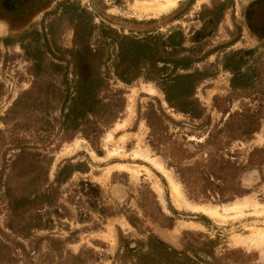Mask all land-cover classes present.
<instances>
[{"label":"rangeland","instance_id":"rangeland-1","mask_svg":"<svg viewBox=\"0 0 264 264\" xmlns=\"http://www.w3.org/2000/svg\"><path fill=\"white\" fill-rule=\"evenodd\" d=\"M212 1L223 2L95 0L93 7L91 0H20L18 8H0V241L8 245L0 244V264H31L21 254L31 248L29 239L10 229L24 225L30 212L17 218L11 200L27 192L35 174L47 173L46 183H52L65 160L83 171L73 172L62 190L81 179L98 184L115 214L81 223L67 204L72 218L50 231L35 230L36 237L51 232L63 240V264L72 261L65 252L93 256V264H264L256 234L264 229V41L244 26V37L220 50H238L244 59V75L235 81L214 65L221 53L191 64L189 71L199 74L193 83L176 75L189 71L173 68L174 74L170 65L158 72L152 54L136 65L115 58L114 40L122 35L156 45L157 37L178 29L185 48L191 46V36L207 21L203 6ZM245 1L237 0L238 6ZM234 10L240 16L242 8ZM224 11L225 17L213 14L215 23L222 21L213 34L195 36L202 50L222 46L228 26L242 23ZM102 41L114 43L100 56L110 89L100 96L113 105L96 119L67 117L82 102L74 92V68L59 66V50ZM116 66L128 69L127 82L116 77ZM204 74L212 77L202 80ZM242 123L258 128L245 131ZM98 126L102 132L93 138ZM217 161L224 165L220 178L209 179L218 194L204 189L201 173L220 167ZM220 193L233 198L220 201ZM245 199L252 202L231 208Z\"/></svg>","mask_w":264,"mask_h":264},{"label":"trees","instance_id":"trees-1","mask_svg":"<svg viewBox=\"0 0 264 264\" xmlns=\"http://www.w3.org/2000/svg\"><path fill=\"white\" fill-rule=\"evenodd\" d=\"M69 54H71L73 57V62L76 61L75 55L80 56L84 54L83 57L85 58H83V62H80V66L82 67L80 70L88 71L90 68L91 72L86 76L85 74L81 76L83 79L85 76V79L79 84L77 98L81 99L82 105L79 106L78 111H74V107H71L66 116H73L74 119H79L81 121L88 117V115H91L96 119L98 115H102L105 110L108 109L109 105H113L112 103L110 104V102H104V98L100 96L101 92L108 90L110 91V89H108V84L105 82L104 77L99 71L92 72L90 64L91 60L90 58L87 59V54H89L87 48L83 46L82 48L71 49ZM75 63L79 65L78 61ZM119 92L121 94V91H117L114 94H119ZM114 118L115 117H113L112 120H114ZM111 122L112 121H110V123ZM79 125H82V122H79ZM242 125H244L243 128L245 131L250 130L253 132L258 128L257 124H254L249 128H247L243 123ZM101 132L102 130H100L98 126L91 131V136L93 138H97ZM215 163L221 164V168L219 166H214L215 169L211 168L207 172L201 171V173H204L207 176L205 178V182L208 183L204 185V189L206 191L209 190L216 192V189H214L216 185H214V183L209 178L211 177L219 179L220 176H218L216 173L218 170L221 171L220 169H222L224 165L221 163V161H217ZM80 166V163L72 164L69 160H65L58 169L54 181L50 184L46 183L47 173L44 175V177L42 176V178L41 174L38 176L35 174L33 177H31V184L28 186L27 192L24 193V195H15L13 197V201L11 200V202H14L12 210L15 212L17 218L20 217L23 212L25 213V211L30 212L24 225L10 227V229L16 238L29 239L28 241L31 248L28 250H24L23 248L21 254H25L27 258H30L31 264H63L61 255V244L63 243V240L60 238H54L50 236V234L43 237H36L33 235V232L35 230H50L55 223H61V219L65 217L72 218L73 215L71 210L65 202L75 207L76 220L80 221L81 223L89 221L92 212L97 213L101 217L111 214L108 212L107 206H100L99 204V186L93 182H90L89 180L81 179L77 183L73 184L70 190H61V184L66 183L67 179L73 172L83 171ZM228 169H231V166ZM181 178L182 181L186 183V178H184V176H181ZM218 193L219 192H216V194ZM63 195H65V198L62 197ZM223 195L224 194H221V198L219 199L220 201L225 202L233 198L232 196L224 197ZM98 223L99 222L95 221L93 223V228H97ZM72 235L73 232H70L69 237L66 239H71ZM43 241H45L44 243L46 245L45 250L42 249V245H44L42 244ZM0 244L2 246L4 245V247L7 246L8 248V245L2 243L1 241ZM14 244L20 245L18 240H16ZM67 255L69 259L72 260L70 264H90L86 259L81 258L80 255H75L71 252H67ZM94 261H97V258H95Z\"/></svg>","mask_w":264,"mask_h":264},{"label":"flooded vegetation","instance_id":"flooded-vegetation-1","mask_svg":"<svg viewBox=\"0 0 264 264\" xmlns=\"http://www.w3.org/2000/svg\"><path fill=\"white\" fill-rule=\"evenodd\" d=\"M91 1H92V5L94 7L95 6L94 5L95 0H91ZM10 2H15V4L11 5ZM17 3H20V0H5V1L3 0L0 2V8H18V6H15ZM65 3L74 6V3H71V4H70V2H65ZM189 6H193V5L183 4V5L179 6L176 4V6L173 8H188ZM203 8H209L208 9V15L204 16V19H206L207 21L204 22V24H201L200 28H197V30H195V32L193 33L195 35L191 36V39L189 40V43L191 46H189L187 48H185L186 46L184 45V43L182 41V37H183L182 33L179 32L178 29H171L168 31V33L166 35H164L162 37H160V36L157 37L156 45H154V43L151 44V42H143V40H138L137 38L129 39V38H127L126 35H122V36H118V38H116V40H114L115 44L112 42L106 43V42L102 41L100 45H96L95 47L92 46L91 42H89L88 44L85 42H78V43L74 42L73 46L71 48H64V49L59 50L60 53H62V55L57 59L59 61V66L61 68H65V69L69 66L74 68V75L76 77V80H75V85H76L75 87L76 88H75L74 92L77 94V92L79 91V84L81 83L82 80L85 79V76L87 74H89L91 71H90V68L88 69V71L87 70H83V71L80 70V68L82 69V67L80 66V62H83L82 60H84L83 58H85V57H83L84 54H82L80 56L75 55L76 61L73 62V57L71 56V54H69V51L71 49L82 48L83 46L88 49L89 54H87V59L90 58V60H91L90 64H91L92 72L99 71L101 73V75L105 79V82H107V84H108V89H109V82H108L109 79H108V76L105 75V73L103 72V70L101 68L103 61H102V58L100 56L103 52V48L105 46H109L110 44H114L115 47H117V53L115 55V58L118 60H121V63L123 60H128L133 65H136L139 61V58H143L145 60H148L149 59L148 57L152 54L154 57L153 58L154 65H155V68L157 69L158 72H163V71L165 72L166 66H169V65L172 67V70H174L173 68H176V69H180V70L189 71V69L191 68V64H197L198 65V63H204L205 60L212 58L213 56H216L218 53H221L222 55L224 53L223 56L222 55L216 56L218 60H217V62H216V60H213V63H214V65L216 64V67H220L222 70L229 72L231 74V76H233L232 80L235 81L236 79H239L240 77H242L244 75V74H242L243 73L242 67L244 66L243 65L244 63L240 62V61H244V59L243 60L240 59V52L238 50L237 51L232 50L231 52H227V53L220 51V50L221 49L230 50L239 41L240 38H243L244 37V35H242L243 31L240 29L243 28L244 26L247 28L249 34L250 33L253 35L256 34L260 38L261 41H264V0H247L244 2V4L242 6H238L237 0H223V2L212 1V2L205 4L203 6ZM234 8H242V11L239 13L240 16H238V11L234 10ZM224 10H231V16L235 15V16H238L239 18L241 17L242 23L238 22V27L237 26H228V31L226 34H227V38L229 40L221 43L222 46L215 45V46H211L210 49H208V50H206V49L202 50V45H201L202 40L209 36V35H205V34L208 33L209 31H210V34H213L214 33V26H218L219 24L222 23V21H220V22L217 21V23H215V20L213 19L214 18L213 14H217L220 12V13H223L224 17H225L226 13ZM94 27H96V26L94 25ZM199 34L204 35L202 40L199 39V36L195 37L196 35H199ZM127 44H128V46H127ZM207 47L208 46H206V48ZM247 52L249 55H251L253 53L252 50H248ZM77 61H78L79 65H77V63H75ZM62 63L64 65H62ZM156 65H158V66L161 65V66L157 67ZM116 67H117V70L115 71L116 77L119 78L123 82H127V71H128V69L127 68H124V69L121 68L122 69L121 70L119 66H116ZM118 67H119V70H118ZM216 70L217 69H215L214 72ZM174 72H175V70H174ZM168 73H169V71H168ZM83 74H85L84 79L81 78V76H83ZM174 74H176V72ZM205 74H207V73H205ZM119 75H120V77H119ZM176 75L178 77L185 78V82H192L193 83L197 80L196 75H199V74H197V72L194 73L193 71H189V72H186L185 74H176ZM204 75H202V76H204ZM173 76H175V75H173ZM205 76L206 77H203L202 80H204L207 77L208 78L212 77V74H210V75L208 74ZM194 77H195V79H194ZM71 99H72V97H71ZM71 106H69V107H71ZM70 177L68 179H70ZM63 184H65V183H63ZM63 184H61V186ZM99 188H100V186H99ZM61 190H62V187H61ZM62 197L65 198V195H63ZM65 203L67 205V202H65ZM99 204H100V206L101 205L107 206L103 202V198L101 196V188H100ZM108 212H110L111 214L106 215L104 217H101L97 213L92 212L91 218L89 219V221L94 220L93 215H96V217H97L96 219L100 220V219H105L109 216H113L115 214L113 211L109 210V207H108ZM67 218L68 217H65L61 220H64ZM93 227H94V224H93ZM51 235H53V234L50 232V236ZM43 250H45V248ZM65 253L67 254V252H65ZM178 254H180V253H178ZM75 255H80V254H75ZM84 259H86L87 262H89L90 264H93V262H96V261H94L95 257H93V256H89L88 258L86 257ZM69 260L70 259L68 257V261ZM42 264H45V263H42Z\"/></svg>","mask_w":264,"mask_h":264},{"label":"bare ground","instance_id":"bare-ground-1","mask_svg":"<svg viewBox=\"0 0 264 264\" xmlns=\"http://www.w3.org/2000/svg\"><path fill=\"white\" fill-rule=\"evenodd\" d=\"M159 1V0H158ZM171 2V1H170ZM174 4V3H173ZM149 7V6H148ZM156 8V7H155ZM146 10H147V8H146ZM157 10V9H156ZM162 10V9H161ZM148 11V10H147ZM157 13V12H156ZM119 126V125H118ZM136 155V154H135ZM139 156V155H138ZM154 167V166H153ZM252 202V200H250V199H245L244 201L242 200V201H238V202H236V203H234V205L231 207V208H234V209H241L242 207H245V206H247V205H249L250 203ZM227 209V208H226ZM258 211V210H257ZM204 212V211H203ZM208 212H209V210H208ZM255 212H256V210H255ZM205 213H206V211H205ZM210 213V212H209ZM212 214L213 215H216V216H220V217H223V215L221 216V215H219V214H217V212H212ZM210 215H211V213H210ZM212 217V216H211ZM257 235H259L257 238L259 239V241H257L258 243V245H260V247L262 248V250H264V229H262L261 231H259L258 233H256ZM256 237V236H255ZM246 239V238H245ZM254 240H256L255 238H250V241H254ZM238 241V240H237ZM245 241V240H244ZM247 243V242H246ZM252 244H255V243H252ZM257 244H255V245H257Z\"/></svg>","mask_w":264,"mask_h":264}]
</instances>
